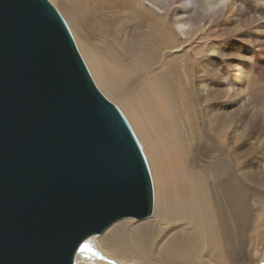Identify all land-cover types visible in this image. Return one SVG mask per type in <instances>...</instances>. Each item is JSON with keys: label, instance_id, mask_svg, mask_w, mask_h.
<instances>
[{"label": "water", "instance_id": "obj_1", "mask_svg": "<svg viewBox=\"0 0 264 264\" xmlns=\"http://www.w3.org/2000/svg\"><path fill=\"white\" fill-rule=\"evenodd\" d=\"M153 203L143 151L56 8L0 0V264H75Z\"/></svg>", "mask_w": 264, "mask_h": 264}, {"label": "bare ground", "instance_id": "obj_2", "mask_svg": "<svg viewBox=\"0 0 264 264\" xmlns=\"http://www.w3.org/2000/svg\"><path fill=\"white\" fill-rule=\"evenodd\" d=\"M52 1L55 3L57 0ZM81 1L69 0L70 4L64 2L65 20L72 29L76 46L97 87L107 98L116 102L146 152L154 184V203L149 216L140 220L131 217L122 218L112 223L108 229L106 228L102 235L98 234L100 236L96 235L87 239L84 243L89 245V249L83 254L78 251L74 259L75 264H190L188 262L194 257L200 243H206L205 239L212 243L216 256L223 253L229 259L236 258L240 249H235V246L243 241L248 225L252 222L251 218L253 220L255 218L248 213L246 196L241 192V184L234 173L236 162L233 159V149H230L226 143L225 133L229 134L231 118L221 116L223 113L219 115L218 103L212 104L209 114L206 113L207 117L211 116L217 120L215 125L218 134L216 135L224 137L219 144L213 142L214 135L203 137V131L194 119L191 126L190 117H187L183 131L181 126H176L177 98L171 91L175 87L168 84L166 76L172 81L175 79L179 81L178 103L179 106L181 103V110L188 113V106L182 99L188 94L185 93L181 82L191 80L190 68L188 70L187 67H183V71L178 72L172 59L165 62L167 66H164L163 73L155 76L157 82L164 85L160 89L156 85H151L142 71L143 66L156 61L159 50L166 54L182 51L189 45L188 40L192 35H196L202 29L206 20L209 22L224 7L233 8L232 0H149L152 6L148 7L145 5L136 7L132 3H127L125 6L128 10L127 18L132 30L144 29V34H151L158 27L154 31L155 36L145 34L146 39L131 50L136 54L141 63L140 66L135 65V59L124 62V58L116 56L122 62L116 61L115 65L111 66L109 62L114 59L111 53H107L104 58L94 47L77 36L73 29L75 20L71 15L70 5ZM104 1L100 0L101 3ZM175 2L181 3L180 9L174 8L173 10L177 12L167 16L169 7ZM192 4H198L202 8V12L199 13V22H195L190 13L193 10ZM164 16H167V19H162ZM259 18L260 16L255 20ZM260 27L264 30V23L260 24ZM262 40L264 35H260L254 45L250 42L247 45L251 46L248 53L252 54L250 59L248 57L246 60L247 66L251 65L248 69H252L258 75L264 69V41ZM258 46L260 49L257 48ZM131 52L129 49L130 55H132ZM253 56L254 61H251ZM198 68L201 72L202 67ZM210 68L208 70L214 72L211 65ZM241 69L243 71L235 72V76L242 77V79L238 78L242 85L236 94L242 92V95L249 98L245 84L250 71L246 70V67ZM211 74L213 79H218L215 73ZM134 79L136 84L130 86L128 81ZM214 81L212 80L210 85L198 81V89L204 99L206 95H209L206 89L212 86ZM224 81L226 92L222 96L223 102L228 101L229 90H232L230 83L233 82L229 78ZM128 88L129 91H127ZM191 92L189 91L193 109L198 108L196 97ZM194 134L198 138V149L181 148L179 152L178 149L174 151L170 149V145L166 148L161 145L160 151L152 154L155 144L173 140L179 147H184L187 142L191 143ZM180 153L183 155L182 159ZM175 166L180 167L176 175L171 177L168 183L159 184L158 170L167 168L168 172H171ZM166 204L169 208L172 206L174 212L170 209V212L166 213L164 211ZM174 219L187 220L184 225L192 227V231L186 233L181 239L172 235L171 238L163 240L162 234L152 228L162 227L166 222L168 224ZM123 220L129 221L116 225ZM126 224L132 229L122 234ZM193 226L202 227L203 230H195ZM107 240L110 244L104 246L103 242ZM113 256L125 262L118 261Z\"/></svg>", "mask_w": 264, "mask_h": 264}, {"label": "rangeland", "instance_id": "obj_3", "mask_svg": "<svg viewBox=\"0 0 264 264\" xmlns=\"http://www.w3.org/2000/svg\"><path fill=\"white\" fill-rule=\"evenodd\" d=\"M48 1L64 19L74 40L72 29L67 20H65L66 16L63 9L65 3L70 4L69 0H57L55 1L56 4L52 0ZM85 1L86 0H82L77 4L73 2L72 5H70L71 15L75 20H73V29L77 36L88 45L94 47L102 57L106 58V54L111 53L114 58L109 62L111 66H114L116 61L119 63L122 62L116 57L124 58V62L135 59V65L140 66L141 63L137 59L136 54L131 52V50L136 48L143 39H146V33L144 34V29L139 31L132 30L130 21H128L129 19L127 18L128 10H126L125 6H127V3H132L136 7L143 5L148 7L152 6V2L149 0H105L103 3H101L100 0ZM180 5L181 3L179 4V2L171 4L167 16H172L174 12H177L181 7ZM191 6L193 7V10L190 12L192 18L195 22H199V13L202 12V8L199 7L198 4H192ZM232 7L233 8L224 7L213 16V19H211L212 21L210 20L208 22V20H206L207 22L203 25L202 29L199 30L196 35H192L188 40L189 45L185 46L182 51L166 54L164 52L161 53L162 50H159L156 55V61L142 68L149 83L151 85H156L158 89L162 88L164 85L158 83L155 76L163 73L164 66H167L165 62L172 59L178 72L183 71V67H187L188 70L190 68L191 80H183L181 82L185 93L188 94L182 98L188 106V113L183 112L181 110V103L180 106L178 103L177 89L179 81L176 79L172 81L166 76L168 84L175 87L171 91L177 98L178 117L176 126H181L183 131L185 130L184 127L187 123V117H190L191 126L194 119L203 131L202 136L210 137L214 135L213 142L219 144V141L224 137L216 135L218 134L215 125L217 120L214 117L206 116V113L209 114L212 106L217 103L219 105V115L223 113L221 116L230 117V121L232 122L228 131L229 134L225 133V137L227 138L226 143L230 146V149H233V159L236 162L234 173L236 179H238L241 184V192L246 196L248 213L255 219L253 220V218H251L252 222L248 225L245 233V242L243 239L238 246H235V249H240V253L236 258L229 259L223 253L216 256L212 243L208 239H205L206 243H200L199 249L194 253V257L188 262L190 264H264V69L259 73L260 75H258L253 72L252 69H248L251 65L247 66L246 63L248 57L250 59L252 55L248 53L251 46L249 47L247 45L250 43L254 45L260 35H264V30L260 27V24L264 23V0H232ZM174 8L177 10H173ZM167 16H164L162 19H167ZM258 16H260V18L255 20ZM157 28L158 27H156V29ZM156 29H154V31ZM154 31L146 35L155 36ZM263 41L264 40H262V42ZM75 42L76 40H74V43ZM75 45L77 44L75 43ZM245 47H247L246 50ZM253 48L255 50L254 46ZM257 48L260 49V46ZM129 49L132 55L129 54ZM251 59V61H254V56ZM210 65L213 67L214 72L208 70L211 69ZM198 67H202L201 72ZM242 67H246V70L250 71L249 78L248 71L246 72L248 79L245 84L249 98L248 96L242 95V92L236 94V92L241 89L242 85L241 80L238 78L242 79V77L240 75L235 76V72H237V70L243 71V69H241ZM211 73H215L218 79H213ZM90 76H92L91 73ZM227 78L233 81L230 83V88H232V90H229L228 101L223 102L222 96L226 92L224 89V80L227 81ZM212 80L215 81L212 86L206 89L209 95H206L204 99L199 92L198 83L202 81L203 84L210 85ZM190 81L191 84H189ZM222 81H224V83H222ZM217 82L218 84H216ZM128 83L130 86H133L136 84V81L134 79L128 81ZM129 90L128 88L127 91ZM189 91H192L193 93H191L195 95L198 108L194 107L193 109ZM105 97L107 98V96ZM107 99L119 109L113 99L109 97ZM119 110L122 112L121 109ZM125 119L127 120L126 117ZM127 122L132 129L128 120ZM138 143L148 164L149 161L146 152L139 141ZM161 145L164 148L170 145V149H173V151L174 149H178L179 152H181V148L198 149V138L194 134V139H192L191 143L187 142V145L184 147H179L173 140L163 141L162 144H155L152 148L153 155L156 154L157 151H160ZM180 156L182 159V153H180ZM148 167H150L149 164ZM179 170V166L172 168L171 172H168L167 168L165 170H158L157 182L159 184L168 183L171 177H174ZM149 171L152 180L150 168ZM152 186L154 192L153 180ZM170 209L171 212H174L172 206L171 208H169L168 204L164 206V211L166 213H169ZM257 209H259V212H257ZM128 221L129 220H123L116 223V225ZM186 221L187 220L174 219L168 224L166 222L162 227L157 226L152 228L159 234H162L163 240L171 238L172 235L180 237L181 239L186 233L192 231V227L184 225ZM193 228L195 230H203L202 227L198 228L193 226ZM130 229H132L131 226L127 224L124 225L122 234ZM103 233L104 232L100 235ZM106 244H110V241L107 240L103 242L104 246ZM116 260L124 261L119 258H116Z\"/></svg>", "mask_w": 264, "mask_h": 264}, {"label": "snow or ice", "instance_id": "obj_4", "mask_svg": "<svg viewBox=\"0 0 264 264\" xmlns=\"http://www.w3.org/2000/svg\"><path fill=\"white\" fill-rule=\"evenodd\" d=\"M89 249V245L87 243H82L78 245V248H74L73 251L78 250L80 253H85L86 251H88ZM95 254V253H93Z\"/></svg>", "mask_w": 264, "mask_h": 264}]
</instances>
